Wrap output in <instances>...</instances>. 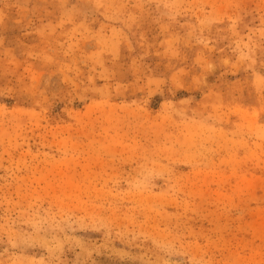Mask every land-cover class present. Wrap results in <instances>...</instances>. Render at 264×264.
<instances>
[{"label": "rangeland", "instance_id": "374dc122", "mask_svg": "<svg viewBox=\"0 0 264 264\" xmlns=\"http://www.w3.org/2000/svg\"><path fill=\"white\" fill-rule=\"evenodd\" d=\"M0 264H264V0H0Z\"/></svg>", "mask_w": 264, "mask_h": 264}]
</instances>
